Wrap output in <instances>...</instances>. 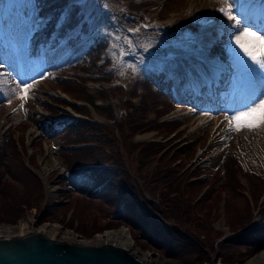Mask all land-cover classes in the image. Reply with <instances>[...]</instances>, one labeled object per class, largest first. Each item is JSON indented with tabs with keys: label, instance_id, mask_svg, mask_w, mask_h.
Segmentation results:
<instances>
[{
	"label": "rangeland",
	"instance_id": "obj_1",
	"mask_svg": "<svg viewBox=\"0 0 264 264\" xmlns=\"http://www.w3.org/2000/svg\"><path fill=\"white\" fill-rule=\"evenodd\" d=\"M34 1L0 0V138L2 137L0 145L5 142L4 137L10 133L15 150H12L13 155L9 151L11 147H7L6 144L1 146L3 155L0 156V174L5 178V182L13 185L16 193L23 192L22 189L26 188L28 179H24L15 169L19 166L15 156L24 168L29 166L28 170L42 180L47 203H63L65 196L74 199L78 197L81 202L88 205L92 213L99 216L97 220L100 223L109 224L111 221L108 213L100 209L101 204L103 202L105 204V198L103 194L101 195L105 185L103 180L77 174L73 178L76 189H71L73 186L71 179L58 176L70 174L67 171L69 163L66 159L67 153L63 150L65 144L62 143L68 137H63L59 135L60 133L50 137H43L42 134L40 136L39 130L31 124L33 121L27 120L33 109L38 111L41 108L40 105L37 106L36 100L39 102L45 99L52 102L55 98H67L66 94L71 99L75 97L57 84L56 80L77 82L75 78H79V74H91L72 68V65L84 64L82 61L84 53L92 44L98 43L97 37L99 41L105 40V45L100 51L101 59L98 61L105 78L89 80L86 85L91 88H114L108 92V96L113 104L115 119L110 120V116H101L86 108L92 112L95 119L105 124L104 131L117 147L109 152V161L126 168L127 180L133 187V194L139 198L140 204L146 207L147 213L155 214V209L162 206V195L155 188L153 181L164 171V166L142 159L140 149L146 144L161 145L162 150L157 156H162L174 153L184 143L194 140L192 157L183 164L184 169H193L195 165L202 164V170L208 173L210 182L215 181V169L225 171L223 160L229 152L238 160L241 168L257 173L264 179V125L241 128L237 131L235 122H231L233 126L230 128V121L226 119L248 107L257 98H264V79L257 75L252 61L236 44V37L246 28L264 34V0H229L233 4L235 20H230L225 13L219 11L221 7H225L224 0H73L82 4V17L89 25L90 32L77 34L79 37L74 38L77 41L73 45L66 41L67 36L53 37L51 40L57 41L55 43L57 46H53V41L42 44L49 37H46L48 34L56 33V27L49 23L53 19L50 14L38 12ZM207 16L215 18V23L210 28L209 25H204ZM6 42L16 44L20 50L19 58H22L21 62L19 61L22 68L20 85L12 80L6 68L15 72L18 63L16 59L18 57L13 58L12 55L2 52V45L7 46ZM244 42L250 43L248 40ZM171 50L177 52L176 56L167 54ZM184 53L192 54V59L182 58ZM192 62L200 64L197 66L191 64ZM178 68H182L180 73L175 71ZM207 68L215 70V76L221 83L218 91L214 92L216 99L212 101V108L198 98L192 96L191 100L190 96L185 97V93L178 92L176 87V83L181 79L184 80L193 73L191 80H194L196 77L194 73L203 74ZM154 70L167 74L165 80L171 81L169 90L173 96L172 107L158 118V122L170 124L172 121H178L182 124L175 126L167 134L158 130L131 133L130 103L135 105L138 103L139 89L136 95L133 97L130 95L134 93L135 87L139 88L138 80H143ZM92 75L97 77L98 73ZM22 84L32 85L28 98L23 101L20 98L23 94ZM155 116V112L152 111L148 112L147 118ZM81 118L79 115L78 119ZM68 120L72 118L69 117ZM15 122H18L16 127L12 126ZM66 127L67 125L64 126L61 122L59 130L62 131ZM73 145L67 144L65 148L82 147ZM181 163L179 160L178 164ZM62 179H67L69 183H62ZM240 179L243 188L240 191L236 190L239 194L235 196L237 200L233 199L228 183L227 187L225 185L226 188L221 189L224 191L221 192L222 199L217 209L219 215L214 220L216 243H219L221 238L224 240L226 236L234 235L233 232L238 230L232 229L224 218L223 204L228 196L236 208H241L246 202L252 213L250 219L252 224L260 221L264 223V187L255 198L253 193L257 186L258 189L262 187L261 182L250 186L245 177ZM222 181L223 179L217 181L216 187ZM2 182L4 181H0ZM90 191L97 192L96 195L91 194L97 197L94 201L89 195ZM200 196V193L196 195V199ZM37 209L34 206L25 209L13 220L14 222L6 215L4 220H0V226L15 225L22 218L29 216L36 225L53 224L64 230H71L53 220L39 223L36 220L39 215ZM70 213L67 214L68 218ZM91 216L92 214H89V217ZM129 218L132 221V218ZM74 225H77V221H74ZM120 229L128 233L141 251L158 255L162 264H183V258L169 251L156 236L144 232L139 227L130 230L121 225L92 235H82L75 230L71 232L87 239L106 231ZM248 245L253 246V243ZM258 253H264V247L257 249L244 261L231 264H244ZM254 263L264 264V256L256 258ZM215 264L224 263L217 261Z\"/></svg>",
	"mask_w": 264,
	"mask_h": 264
},
{
	"label": "trees",
	"instance_id": "obj_2",
	"mask_svg": "<svg viewBox=\"0 0 264 264\" xmlns=\"http://www.w3.org/2000/svg\"><path fill=\"white\" fill-rule=\"evenodd\" d=\"M34 2L40 14L56 15L55 27H57V34L55 36L63 35L68 28L78 23H81L82 32L88 31L89 25L85 20L82 21L83 8L80 4L72 0H35ZM51 35L42 44H48L55 37L54 35L51 37ZM96 39L98 43L92 44L84 53L82 60L84 64L81 66L72 65V68L91 72V74H76L79 77L75 78L77 82H66L61 79L56 80V82L63 89L74 94L75 97L85 101L89 106L88 108H91L94 112L101 116H110L109 119L114 120L115 112L110 96H108V92L114 90V88H91L86 85L88 80L105 78L98 63L101 59L100 54L102 52L100 51L105 45V40L101 39L99 41V37ZM55 43L56 41H53V44ZM94 73H98V76H93ZM137 84H139V88L135 87L134 93L130 95L133 97L139 89L138 103L136 105L130 103L132 105L129 123L131 133L158 130L163 134H167L175 126L182 124L178 121H172L173 123L170 124L158 122V118L172 107L173 96L169 90L171 85L166 82L164 74L161 72L149 73L143 80H138ZM37 101V106L40 105V109L48 111L50 115L47 117V115L33 109L28 116L29 121H33L43 137H50L59 133L63 137H68L62 143L65 144L63 150L66 151V159L69 162L67 171L70 174H67L66 177L69 180L71 179L70 181L74 186H71V189L75 188L73 178L77 174H81L82 177H95L97 180L105 182L104 189L101 191V195L103 194L105 198V204L101 202L100 209L108 213L111 221L109 224L100 223L97 220L99 216L92 213L88 205L81 202L78 197L74 199L71 196H65L63 203L44 204L42 180L27 168H24L19 163L17 156L15 157L19 166L15 169L21 173L24 179H28L27 186L22 189L23 192L18 191L16 193L13 185L5 182V178H2L0 174V181H4L0 183V195H2L0 196V220H4L7 215V218L9 216L12 219L11 222H14L13 220L20 213L34 206L39 209H37L39 215L36 218L39 223L53 220L75 230V232L82 233V235H92L121 225L130 230L139 227L144 232L156 236L160 242L167 246L169 251L183 258V264H215L217 261L224 264L240 263L247 256L256 252L257 249L264 247V224L261 227H250L252 213H250L249 206L242 200L245 205L236 208L231 203L229 196L223 204L224 218L232 229H242L245 232L229 241L221 240L222 242L219 243L214 241L213 223L219 215L217 209H219V201H221L222 191H224L221 189L226 188L228 183V187L231 188L233 193V199L237 200L235 196L239 194L236 190L240 191L243 188L240 177H245L250 186L261 182L262 187L258 189L257 186V192L254 191L253 193L255 198L264 187V179L257 173L241 168L238 160L231 152L223 160L225 171L219 168L215 169L216 174L213 175L216 177L215 181L210 182V176L208 174L202 176L203 170L198 165L193 169H184L183 164L192 157L194 140L184 143L174 153L162 156H157L158 152L162 150L159 144H146L141 147L142 159L149 163L153 161L157 165L164 166V171L153 181L155 188L162 195V206L157 209L156 215L149 216L146 207L141 205L139 198L133 194V187L129 185L127 180L126 168L109 161V152H112L111 150L115 149L116 145L112 141L113 139L104 131L105 124H103V121L94 120L91 112L86 108L87 106L80 107L75 104L70 105L79 114L91 118V121L52 119L59 110L53 103L61 102L64 104L66 102L60 98H55L52 102L45 99ZM152 111L155 112L156 116L148 119V112ZM61 122L64 126L67 125L62 131L59 130L61 129ZM9 134L4 137L5 142L0 145V156L3 155L1 146H4V144L9 148L11 147L9 151L14 155V152H12L14 143ZM79 143H87V145L78 149L65 148L67 144ZM179 160L182 162L181 164H178ZM82 163H104V165L102 167L77 168ZM224 174L226 179H224ZM237 174L241 176L238 177ZM220 179H223V181L216 187L217 181ZM61 182L65 183L68 180L62 179ZM90 192L89 195L94 201L97 198L94 196L97 192ZM199 193L201 196L196 199V195L198 196ZM69 212L71 213L68 218L67 214ZM89 214H92V216L89 217ZM129 217L132 218L133 222L129 220ZM74 221H77L76 226ZM132 237L135 238L133 234ZM250 243H253V246L248 245Z\"/></svg>",
	"mask_w": 264,
	"mask_h": 264
},
{
	"label": "bare ground",
	"instance_id": "obj_3",
	"mask_svg": "<svg viewBox=\"0 0 264 264\" xmlns=\"http://www.w3.org/2000/svg\"><path fill=\"white\" fill-rule=\"evenodd\" d=\"M215 22V21H214ZM213 22V23H214ZM212 23V24H213ZM209 25L208 28H210ZM170 56H176L177 52L171 50L167 52ZM192 59V57L190 58ZM192 62L191 64H193ZM198 66L199 62L194 63ZM185 66V65H184ZM182 68H178L175 71L180 73ZM198 71V69H195ZM186 72V70H184ZM193 73H191L192 75ZM196 77L194 80H191V75L186 77V79H181L177 84L178 92L185 93V97L192 100V96L194 98H198L201 102L208 103L209 106L212 108V101L216 99L214 96V92L218 91V87L220 86V81L215 76L216 72L214 69H206L203 74L194 73ZM166 78V77H165ZM166 80L168 84L171 85V81ZM192 83L190 84V82ZM175 82V80H174ZM173 91V90H172ZM58 163V162H57ZM59 165V164H58ZM23 233H36L46 237L51 241L56 242H63V243H71V244H79L84 246H112L115 248H119L125 250L133 257L138 259L144 264H162L160 257L156 254H151L148 252H143L139 249L137 244L128 236V233L124 231V229L120 230H113V231H106L104 233H100L94 235L91 238H80L78 235L72 233L70 230H64L58 225L53 224H41L36 225L31 217H24L22 218L17 224L15 225H2L0 226V238L1 237H9L13 235L23 234ZM260 256H264V253H258L245 261L244 264H255L254 260Z\"/></svg>",
	"mask_w": 264,
	"mask_h": 264
},
{
	"label": "water",
	"instance_id": "obj_4",
	"mask_svg": "<svg viewBox=\"0 0 264 264\" xmlns=\"http://www.w3.org/2000/svg\"><path fill=\"white\" fill-rule=\"evenodd\" d=\"M0 264H144L112 246L56 242L36 233L0 238Z\"/></svg>",
	"mask_w": 264,
	"mask_h": 264
},
{
	"label": "snow or ice",
	"instance_id": "obj_5",
	"mask_svg": "<svg viewBox=\"0 0 264 264\" xmlns=\"http://www.w3.org/2000/svg\"><path fill=\"white\" fill-rule=\"evenodd\" d=\"M224 4L225 7H221L219 11L225 13L230 20H235L236 17L232 10L233 4L229 0H224ZM245 40H248L250 43H245ZM236 44L253 64L259 65L261 69H264V34L246 28L236 37ZM31 88V84L21 85L23 94L20 98L22 101L28 98ZM21 107H23V104H21ZM226 119L230 121V128L233 126L231 122H235L234 126L237 131L241 128H255L264 125V98H257L248 107L231 117H226Z\"/></svg>",
	"mask_w": 264,
	"mask_h": 264
}]
</instances>
